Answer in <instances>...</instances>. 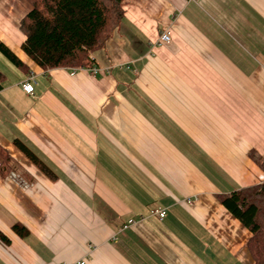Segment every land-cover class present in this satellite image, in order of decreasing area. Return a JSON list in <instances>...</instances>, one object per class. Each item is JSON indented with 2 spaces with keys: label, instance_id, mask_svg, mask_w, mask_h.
Listing matches in <instances>:
<instances>
[{
  "label": "crops",
  "instance_id": "obj_1",
  "mask_svg": "<svg viewBox=\"0 0 264 264\" xmlns=\"http://www.w3.org/2000/svg\"><path fill=\"white\" fill-rule=\"evenodd\" d=\"M122 8L92 74L34 63L19 29L30 5L0 0V41L26 66L0 53V264H252L250 231L216 195L264 181L248 156L264 157V0Z\"/></svg>",
  "mask_w": 264,
  "mask_h": 264
},
{
  "label": "trees",
  "instance_id": "obj_2",
  "mask_svg": "<svg viewBox=\"0 0 264 264\" xmlns=\"http://www.w3.org/2000/svg\"><path fill=\"white\" fill-rule=\"evenodd\" d=\"M30 9L21 18L19 29L25 36L23 52L42 69L56 67L89 68L93 53L104 49L123 18L125 0H25ZM0 53L16 67L26 66L0 41ZM4 75L0 71V87ZM32 162L48 177L55 178L21 142L14 141ZM248 156L264 172V157L256 150ZM10 156L0 147V174L9 171ZM218 201L250 231L247 248L252 264H264V181L216 195ZM20 237L28 230L20 223L12 225ZM0 239H7L0 233Z\"/></svg>",
  "mask_w": 264,
  "mask_h": 264
},
{
  "label": "built area",
  "instance_id": "obj_3",
  "mask_svg": "<svg viewBox=\"0 0 264 264\" xmlns=\"http://www.w3.org/2000/svg\"><path fill=\"white\" fill-rule=\"evenodd\" d=\"M186 1L198 2L200 0H186ZM170 40H171V26H168L165 29H163L162 32L160 33L157 44L158 45L168 44ZM73 69H79V68H73ZM80 69H84V68H80ZM87 69L92 74H96L99 72V68L94 65H92ZM34 85H35L34 77L32 75H27L25 79L21 82V89L24 93L33 95ZM151 214L157 216L158 218H163L166 214V210L164 208H155L151 211Z\"/></svg>",
  "mask_w": 264,
  "mask_h": 264
},
{
  "label": "rangeland",
  "instance_id": "obj_4",
  "mask_svg": "<svg viewBox=\"0 0 264 264\" xmlns=\"http://www.w3.org/2000/svg\"><path fill=\"white\" fill-rule=\"evenodd\" d=\"M108 40V38L105 40V43L106 41ZM105 43H104V47H105ZM248 249V248H247ZM249 252V251H248ZM225 260V261H224ZM223 262L225 264H242L240 263L237 259H224Z\"/></svg>",
  "mask_w": 264,
  "mask_h": 264
}]
</instances>
